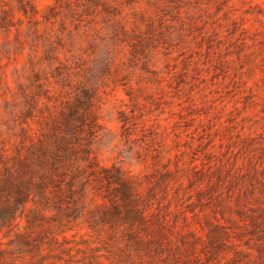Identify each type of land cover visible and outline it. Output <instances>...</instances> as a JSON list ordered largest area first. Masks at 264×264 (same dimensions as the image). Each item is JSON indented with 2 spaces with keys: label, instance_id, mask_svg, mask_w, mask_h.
Segmentation results:
<instances>
[{
  "label": "rangeland",
  "instance_id": "374dc122",
  "mask_svg": "<svg viewBox=\"0 0 264 264\" xmlns=\"http://www.w3.org/2000/svg\"><path fill=\"white\" fill-rule=\"evenodd\" d=\"M27 130L103 178L77 208L29 202L0 264H264V0H0V153ZM115 174L162 249L101 217Z\"/></svg>",
  "mask_w": 264,
  "mask_h": 264
},
{
  "label": "trees",
  "instance_id": "16d2710c",
  "mask_svg": "<svg viewBox=\"0 0 264 264\" xmlns=\"http://www.w3.org/2000/svg\"><path fill=\"white\" fill-rule=\"evenodd\" d=\"M35 136L33 131L27 130V140L23 141L16 151L7 155L0 153L2 163L0 166V232L17 224L18 217L29 202L42 205L45 209L77 208L80 202L88 198L89 180L103 178L100 174L97 175V171H91L86 175L80 173L81 169L74 165L75 161L72 158L74 148L67 142L66 137L63 143H53L40 138L36 139ZM168 170L166 169V172ZM112 176L114 182L119 184L116 188L118 194L113 195L112 198L107 195L102 196L103 199L109 198L112 202L101 217H110L122 222L117 226V232L127 231V235L131 238L130 247L133 250H137L134 244L136 242L146 246L154 242L157 248L162 249L164 244L158 236L166 235L165 225L160 217L154 215V212L144 208L145 202L140 196L141 181L134 179L133 182H128L116 174ZM155 191V186L151 187L149 195L153 196ZM76 194L84 199L75 201ZM94 198L96 201L97 198L95 196ZM107 206L106 201L97 204L98 209L104 210ZM150 227L153 230L150 233L152 237L144 239L139 228L147 232L146 228ZM196 237L199 238L197 235ZM250 248L252 247L248 246V250L235 249V253L238 257L243 255L247 258L243 264H260L258 261L256 263ZM257 250L260 253L261 263L262 261L264 263V246L258 245ZM199 257L200 264H211L210 257L203 260L201 256H195V258Z\"/></svg>",
  "mask_w": 264,
  "mask_h": 264
}]
</instances>
